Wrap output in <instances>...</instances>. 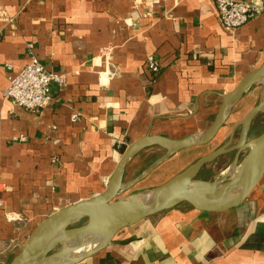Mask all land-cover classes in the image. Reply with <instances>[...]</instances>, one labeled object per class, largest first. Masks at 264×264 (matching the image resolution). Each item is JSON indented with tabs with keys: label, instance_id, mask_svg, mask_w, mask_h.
Instances as JSON below:
<instances>
[{
	"label": "crops",
	"instance_id": "1",
	"mask_svg": "<svg viewBox=\"0 0 264 264\" xmlns=\"http://www.w3.org/2000/svg\"><path fill=\"white\" fill-rule=\"evenodd\" d=\"M29 44L64 75L42 111L3 92L29 62ZM150 54L161 62L154 78ZM263 61L264 8L228 30L215 0H0V264L53 211L105 188L121 156L117 138L127 145L147 133L179 138L208 127L222 93ZM127 173L128 165L125 179L137 175ZM171 175L156 174L147 187ZM77 264H264V176L237 206L182 203L125 227Z\"/></svg>",
	"mask_w": 264,
	"mask_h": 264
},
{
	"label": "water",
	"instance_id": "2",
	"mask_svg": "<svg viewBox=\"0 0 264 264\" xmlns=\"http://www.w3.org/2000/svg\"><path fill=\"white\" fill-rule=\"evenodd\" d=\"M257 83L262 84L259 101L230 127L224 143L162 183L124 193L173 154L211 142L236 105ZM222 97L213 121L204 129L179 138L147 133L129 142L105 188L49 214L27 236L8 264H77L110 245L125 227L182 203L199 211L214 212L241 204L264 176V129L250 137L255 118L264 113V61L245 73ZM151 146H159L164 152L135 177L125 179L129 161ZM228 152L234 155L225 172L210 178L201 176L208 163Z\"/></svg>",
	"mask_w": 264,
	"mask_h": 264
},
{
	"label": "built area",
	"instance_id": "3",
	"mask_svg": "<svg viewBox=\"0 0 264 264\" xmlns=\"http://www.w3.org/2000/svg\"><path fill=\"white\" fill-rule=\"evenodd\" d=\"M263 2V0H215L219 20L228 30L236 29L260 14L264 8ZM29 47V62L10 78V83L3 92L17 105L31 111H42L54 99L52 83L55 82L61 86L64 75L48 70L34 52L33 45L29 44ZM146 64L151 70L153 78L160 73L161 62L155 55H148ZM78 117V113L72 115L74 120ZM15 139L24 140L26 135L21 134ZM115 143L119 151H122L121 149L126 146V142L122 138H117ZM1 185L0 181V187Z\"/></svg>",
	"mask_w": 264,
	"mask_h": 264
},
{
	"label": "rangeland",
	"instance_id": "4",
	"mask_svg": "<svg viewBox=\"0 0 264 264\" xmlns=\"http://www.w3.org/2000/svg\"><path fill=\"white\" fill-rule=\"evenodd\" d=\"M261 87H262V84L257 83L252 87V89H250V91H248L245 94L242 100H240V102L234 108L233 112L231 113L225 125L221 128L219 134L216 136L214 140L211 141L212 144L209 148L205 147L204 149L202 148L199 150L198 149L191 150L190 152H188L187 155L185 154L175 155L172 158L166 160L160 166V168H158V170H155L154 174L152 175L154 176L156 174H159V176H157L156 178L158 180V178H160L163 173H165V175L167 176V175L173 174L172 173L173 171L178 172L184 168V165H185L184 163L186 161L187 162L193 161L198 156H200L199 153H201V151L206 152L207 149L209 150L210 148L211 150H213L214 148H216V146H219L220 144L224 143L228 139L230 127L236 121L240 120L242 116L246 113V111L259 101ZM263 129H264V113H260L258 114V116L255 118L253 122L251 132H250V137H254L258 135ZM163 152H164V149L159 146H154L152 148H147L143 150L142 152L139 153L138 156L133 158L128 164L127 176H133V175L138 174L142 169H144L150 162H152L155 158L160 156ZM180 155L182 156L180 157ZM233 155H234L233 152H228V153H225L224 155L219 156L215 161L211 162L210 164L211 167L208 168V170L204 169L202 171L201 175H205V176L211 175L212 177L215 174H220V173L225 172V170L227 169V167L229 166L233 158ZM177 157H180L179 158L180 160H178ZM181 162H182V165H181ZM153 176H150V178H145L144 180H141L140 182L136 183L131 189L127 190L124 193H130L133 191L146 188L149 182L152 180L151 177ZM164 176L162 177L164 178Z\"/></svg>",
	"mask_w": 264,
	"mask_h": 264
},
{
	"label": "trees",
	"instance_id": "5",
	"mask_svg": "<svg viewBox=\"0 0 264 264\" xmlns=\"http://www.w3.org/2000/svg\"><path fill=\"white\" fill-rule=\"evenodd\" d=\"M253 106H254V105H253ZM249 109H250V108H249ZM249 109H248V110H249ZM248 110H247V111H248ZM247 111H246V112H247ZM124 148H125V147H123L121 150L123 151V150H124ZM122 151H121V152H122Z\"/></svg>",
	"mask_w": 264,
	"mask_h": 264
},
{
	"label": "flooded vegetation",
	"instance_id": "6",
	"mask_svg": "<svg viewBox=\"0 0 264 264\" xmlns=\"http://www.w3.org/2000/svg\"><path fill=\"white\" fill-rule=\"evenodd\" d=\"M234 153V152H233ZM224 155V154H223Z\"/></svg>",
	"mask_w": 264,
	"mask_h": 264
}]
</instances>
